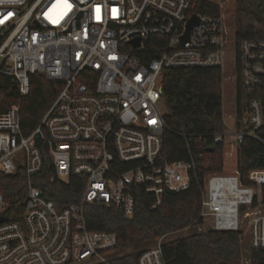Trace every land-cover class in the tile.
Here are the masks:
<instances>
[{
    "label": "built area",
    "instance_id": "built-area-1",
    "mask_svg": "<svg viewBox=\"0 0 264 264\" xmlns=\"http://www.w3.org/2000/svg\"><path fill=\"white\" fill-rule=\"evenodd\" d=\"M200 2L0 0V73L13 77L23 96L33 74L62 82L32 131L22 127L19 103L0 113V171L23 168L28 186L21 220L9 217L0 191V264L106 261L118 234L90 228L86 203L114 205L130 216L140 188L156 208L166 191L190 186L195 157L170 161L163 152L170 130L167 68H223L233 47L236 86L249 92L245 113L234 128L177 134L223 143L236 157L247 138L264 145L258 132L264 127V29L258 28L262 36L238 39L220 16L199 10ZM193 15L199 21L189 29ZM43 147L59 177H84L80 201L60 209L34 184L45 164ZM201 216L217 230L242 231L247 221L250 246L264 249V169L251 170L246 180L237 169L206 174ZM163 240L145 249L139 264H165Z\"/></svg>",
    "mask_w": 264,
    "mask_h": 264
},
{
    "label": "trees",
    "instance_id": "trees-1",
    "mask_svg": "<svg viewBox=\"0 0 264 264\" xmlns=\"http://www.w3.org/2000/svg\"><path fill=\"white\" fill-rule=\"evenodd\" d=\"M197 8L212 16L221 15L220 4L201 0ZM236 34L238 39L262 36L264 29V0H236ZM221 67H172L164 75V97L167 105L165 118L170 127L163 136V152L167 159L189 160L195 157L199 163L192 174L191 184L180 191H166L162 204L152 208L154 197L142 188L136 192L137 206L133 215L127 216L114 205L86 203L84 207L88 225L92 229L116 232L120 254H111L106 261L92 264H139L144 245L156 238L169 235L193 225L190 234L162 242L165 264H242L246 255L249 264H264V249L250 247L239 230H197L202 223V197L207 172L224 169V144L213 143L205 138L186 139L180 131L206 133L223 130L226 126L222 112ZM62 87V82L50 80L36 73L31 76L30 92L20 94L16 80L0 73V113L12 103L20 104V118L25 132L32 131L51 105ZM238 119L246 111L249 92L237 85ZM258 132L264 136V127ZM42 171L34 176V184L43 194L54 199L61 209L72 202L80 201L84 177L72 174L59 177L47 157ZM202 154V157L199 155ZM236 169L246 180L253 169H264V145L247 138L237 150ZM27 176L23 168L15 174L0 171V191L9 203L7 211L11 219L24 216L22 204L27 193ZM123 249L126 252L123 251Z\"/></svg>",
    "mask_w": 264,
    "mask_h": 264
},
{
    "label": "rangeland",
    "instance_id": "rangeland-1",
    "mask_svg": "<svg viewBox=\"0 0 264 264\" xmlns=\"http://www.w3.org/2000/svg\"><path fill=\"white\" fill-rule=\"evenodd\" d=\"M214 1L220 4L221 7V21L223 23V26L228 31V34L231 32H234L236 30V24H235V17H236V0H210ZM222 94H223V100H222V112H223V120L224 124L227 128H234L237 125L236 114H237V86L235 83L236 80V66H235V54L233 47L231 48L230 57L226 58L224 60V66L222 68ZM230 151V147H229ZM224 169L222 171H211V172H234L236 170L237 165V157L235 153L232 155L230 153L226 154L224 151ZM209 172H207L208 174ZM201 224V223H200ZM199 224V225H200ZM202 227H205V230L208 228H212L211 222L207 217H203L202 221ZM194 227L193 225H188L184 228H182L179 231H176L174 233H171L169 235H165V240H172L176 239L182 236H186L193 231ZM197 230H200L198 225L196 226ZM242 235L243 240L246 243V245L250 249V229H249V223L247 221L244 222L242 227ZM160 237L156 238L155 241L152 244L144 245V249H148L152 246H154ZM164 241V240H163ZM128 250V249H125ZM124 249L123 251L126 252ZM119 248H116L114 251L108 253L105 255L106 260L109 258V256L112 254H120ZM102 262V261H101ZM250 259L244 255L242 264H249ZM97 263V261L93 262H79L76 264H92Z\"/></svg>",
    "mask_w": 264,
    "mask_h": 264
},
{
    "label": "water",
    "instance_id": "water-1",
    "mask_svg": "<svg viewBox=\"0 0 264 264\" xmlns=\"http://www.w3.org/2000/svg\"><path fill=\"white\" fill-rule=\"evenodd\" d=\"M199 21V19H198V17L196 16V15H193L191 18H190V20H189V23H188V27H189V29H190V27L193 25V24H195L196 22H198ZM186 38V37H185ZM136 45H137V42H136ZM5 220V217H0V222H2V221H4ZM247 249L249 250V247H247Z\"/></svg>",
    "mask_w": 264,
    "mask_h": 264
}]
</instances>
